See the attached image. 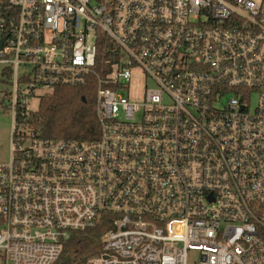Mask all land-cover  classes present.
<instances>
[{
	"label": "built area",
	"instance_id": "1",
	"mask_svg": "<svg viewBox=\"0 0 264 264\" xmlns=\"http://www.w3.org/2000/svg\"><path fill=\"white\" fill-rule=\"evenodd\" d=\"M2 39L0 264H54L105 217L86 264H264V0H0ZM87 85L97 139L22 120Z\"/></svg>",
	"mask_w": 264,
	"mask_h": 264
},
{
	"label": "trees",
	"instance_id": "2",
	"mask_svg": "<svg viewBox=\"0 0 264 264\" xmlns=\"http://www.w3.org/2000/svg\"><path fill=\"white\" fill-rule=\"evenodd\" d=\"M112 45L103 40L100 49L104 51ZM22 120L47 139L95 140L99 136L95 87H58L44 95L38 108ZM109 221L110 217H105L95 227L72 232L54 264H86L90 258L101 255V239L110 228ZM68 256L69 261L64 262Z\"/></svg>",
	"mask_w": 264,
	"mask_h": 264
},
{
	"label": "rangeland",
	"instance_id": "3",
	"mask_svg": "<svg viewBox=\"0 0 264 264\" xmlns=\"http://www.w3.org/2000/svg\"><path fill=\"white\" fill-rule=\"evenodd\" d=\"M0 63V91L10 90L12 75L9 70L4 69ZM139 77H135L138 80ZM39 106V99L31 103V108L36 110ZM13 129V115L10 108H0V163H7L11 159V137Z\"/></svg>",
	"mask_w": 264,
	"mask_h": 264
},
{
	"label": "water",
	"instance_id": "4",
	"mask_svg": "<svg viewBox=\"0 0 264 264\" xmlns=\"http://www.w3.org/2000/svg\"><path fill=\"white\" fill-rule=\"evenodd\" d=\"M4 40L5 39H2L1 41H0V49H1V47H2V45H3V42H4ZM69 256L66 258V260H64V262H67V261H69Z\"/></svg>",
	"mask_w": 264,
	"mask_h": 264
}]
</instances>
